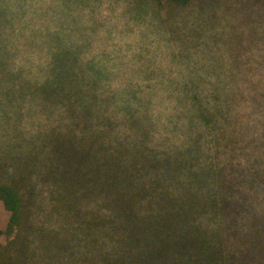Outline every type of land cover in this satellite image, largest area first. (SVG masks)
Instances as JSON below:
<instances>
[{"label":"rangeland","instance_id":"obj_1","mask_svg":"<svg viewBox=\"0 0 264 264\" xmlns=\"http://www.w3.org/2000/svg\"><path fill=\"white\" fill-rule=\"evenodd\" d=\"M72 76L94 90L89 106L88 96L79 94L86 90L52 86L51 79ZM83 104L99 108V118L107 109L121 124L135 120L129 110L148 113L155 127L149 144L158 151L171 144L195 146L203 107L229 111L222 125L247 128L249 123L250 136L259 135L260 141L264 0H209L168 13L153 0H0V180L18 181L31 210L23 230L1 237L0 249L12 256L9 264L91 263V254L85 261L92 240L86 242L83 220L68 215L59 197L60 174L66 172L63 151L82 145ZM250 136L240 140V148L247 146L233 160L248 165L256 159L259 142L251 137L247 143ZM205 145L193 155L204 167L212 159L220 166L225 154ZM88 161L85 177L97 170L96 158ZM148 171L163 173L162 188L172 185L169 177L175 172L168 164ZM205 181L197 176L199 193ZM238 189L243 192V184ZM79 207L87 218L92 210L106 208L93 197ZM9 216L0 201V229ZM242 226L244 231L230 230L231 245L211 256L195 254L186 264H264V234L253 235L246 223ZM211 257L217 261L209 262Z\"/></svg>","mask_w":264,"mask_h":264},{"label":"trees","instance_id":"obj_2","mask_svg":"<svg viewBox=\"0 0 264 264\" xmlns=\"http://www.w3.org/2000/svg\"><path fill=\"white\" fill-rule=\"evenodd\" d=\"M153 1L160 12L168 13L209 0ZM94 79L97 80L95 76ZM51 81L55 90H76L77 87L86 90L83 95L79 94L82 99L88 96L86 106L92 103L94 90H87L85 81L74 76ZM127 100L131 101L132 97ZM86 106L83 104L79 114L78 139L82 145L63 151L64 155L67 153L66 172L60 174L63 182L59 197L68 215L83 220L86 242H90L91 237L92 253L85 248L88 254L85 261L89 262L92 256L88 264L192 263L195 254L211 256L216 250L231 245L230 230L244 231L243 223L248 233L264 234V127L258 141L259 135L250 136L249 123L247 128L235 123L225 127L222 123L229 117V111L217 108L213 113L203 107L199 117L204 122L194 130L195 146L184 148L171 144L158 151L149 144V140L155 139L150 128L155 127L150 126L148 113L143 115L140 110H129L135 120L121 124L116 116L115 119L109 116L107 109L101 111L103 115L99 118V108L92 110L91 106L89 109ZM249 136L247 143L252 137L259 144L257 153L253 152L256 159L246 161V165L233 159L238 150L247 146L240 148V140ZM203 144H206L205 150L213 146L217 155L225 154L226 160L216 167L212 159L204 167L193 155ZM93 156L97 170L85 177L83 167ZM160 161L175 172L176 176L172 173L169 177L172 183L169 188L161 187L163 173L158 171V175H153L148 171L149 168L159 169L164 164ZM51 172L56 179L57 173ZM200 175L206 180L203 184L208 182V185L199 193L200 187L197 189L195 185ZM240 184H243V192L238 189ZM89 197L98 198L100 206L105 205L104 209L109 211L105 213L103 208H98L91 211L92 218L84 217L85 211L79 204ZM0 201L10 214L7 227L0 229L2 248L1 237H12L19 229L23 230L31 210L18 181L0 180ZM4 251L0 252V264H9L12 256ZM188 255H191L189 259ZM216 261L212 257L209 259V262Z\"/></svg>","mask_w":264,"mask_h":264}]
</instances>
